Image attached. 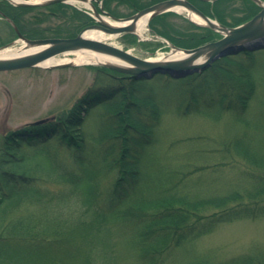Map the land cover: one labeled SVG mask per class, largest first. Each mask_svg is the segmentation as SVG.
<instances>
[{"label": "trees", "instance_id": "obj_1", "mask_svg": "<svg viewBox=\"0 0 264 264\" xmlns=\"http://www.w3.org/2000/svg\"><path fill=\"white\" fill-rule=\"evenodd\" d=\"M62 7L68 6L13 7L0 1V12L28 39H44L51 32L57 37L60 30L37 25L27 32L20 23L22 13L39 10L43 20ZM73 11L67 37L93 22ZM168 15L153 19L150 28L176 46L194 48L213 39L209 29L184 39L162 31L157 20ZM235 59H221L186 78L169 76L170 85L191 89L176 111L186 115L215 106L240 119L248 113L259 91L264 93V68L229 69ZM92 69L98 72L95 86L67 117L0 137V264H264V247L226 261L192 258L182 263L179 257L180 249L220 224L264 217V94L258 120L241 119L239 135L223 142L225 152L240 159L234 161V178L216 186L226 181L220 173L208 188L181 194V183L188 182L189 189L196 182L188 178L190 168H172L173 145L158 149L165 108L157 101L138 103L145 80L105 67ZM99 106L116 110L87 139L79 131L89 111ZM22 199L38 204L10 218Z\"/></svg>", "mask_w": 264, "mask_h": 264}, {"label": "rangeland", "instance_id": "obj_2", "mask_svg": "<svg viewBox=\"0 0 264 264\" xmlns=\"http://www.w3.org/2000/svg\"><path fill=\"white\" fill-rule=\"evenodd\" d=\"M0 1L7 2L16 7L6 0ZM99 1H93V3L102 16L110 17V14L116 18H127L142 9L165 0ZM188 1L192 2L204 14L208 12L209 16L205 15L214 21L229 27H238L247 23L261 10L256 9L254 3L246 0H217L207 2L211 3L210 5H205L206 1L202 0ZM60 4L68 7H62L56 10L55 13L47 12L44 14L43 20L39 18L42 17L39 10L22 13L21 25L24 26L27 32L29 30L33 31L37 25L42 28L60 30L59 36L52 37V34L55 33L51 32L49 33V37L46 38H74L85 28L97 24L94 13L84 3L72 2L71 4ZM101 8L106 13L102 12ZM73 9L88 15L93 19V22L79 30L76 36L67 37L66 35L70 33L69 30L72 28L71 24L73 25V17L76 16ZM8 10L10 13H15L13 9ZM167 14L170 15L162 20H157V26L162 31H167L176 38L184 39V36L187 34L201 35L208 33L205 31L208 28L194 23L195 21H192L193 19L187 11H172ZM253 14L254 16L252 17ZM221 19L223 22L220 21ZM32 21L34 22L32 23ZM160 24L164 25L160 26ZM211 31L214 32V37L209 42L222 38V35L213 30ZM11 43H14V45H10ZM106 43L109 45H112L110 43H114L112 46L128 50L139 58L151 60L167 58L171 52L170 45L173 44L167 38L154 33L149 25L143 39L134 34H122L117 35L116 38ZM22 45V42L18 41V36L13 27L0 16V49L4 47L18 48ZM241 48L244 49L239 51ZM236 50H238L237 52L235 51L236 53L234 52L224 57L235 56L238 58L233 63H230L231 65H228L229 69L238 66L239 68L243 67V71L253 67L261 66L264 68V62H262L264 59V36L238 44ZM75 56V53H68L59 55L56 58L73 59ZM224 58H220L217 61ZM217 61L213 62L211 66ZM66 64L67 66L57 68L31 67L0 72V137L12 130L41 120L49 119V121H52V119L56 120V118L67 117L85 93L95 86L98 72L92 69V67L100 65L74 62ZM245 67L248 69H245ZM141 89L142 95L139 100L137 99L138 103L148 104L149 101H157L162 104L166 111L160 126L158 149L161 150L160 152H164L169 150V147L173 145L174 147L170 153L172 154L170 156L173 163L172 168H181L182 170L190 168L192 170L189 172L188 178H191L196 183L193 187L191 186L187 189L188 182L184 181V185L182 181L179 193L196 192L200 186L206 189L220 173H224L223 179L226 181L218 182L215 184L216 186L221 185V183L230 182L234 178L233 172L236 171L234 170V161L238 162L240 159H234L229 156L225 152L223 142L225 140L229 142L228 140H232L237 134L239 135L243 128L240 122L241 119L258 120L256 118L263 109L260 103L264 93L260 94L259 91L250 111L241 115L240 119L227 111H223L221 107L215 106H200L192 113L186 115L180 114L176 111L178 108L177 103L191 89L186 86L170 85L169 79H164L160 75L151 80H145L141 85ZM115 110L111 106H99L91 109L81 126L80 135L90 139L93 134L100 130L99 124L110 115L109 112ZM261 136L264 139V135ZM110 178L111 176L107 180L110 181ZM223 179H219V181ZM55 185L61 186L60 184ZM36 204L38 203L28 199L20 200L10 218L12 216L19 217V215L34 210ZM258 247H264V217L255 220L245 219L220 224L211 234L200 238L194 244H187L184 248L180 249L179 257H182V263H187L192 258L226 261L251 253ZM132 256L134 254L131 252L129 257L131 258ZM175 256L176 253L168 262H171Z\"/></svg>", "mask_w": 264, "mask_h": 264}, {"label": "water", "instance_id": "obj_3", "mask_svg": "<svg viewBox=\"0 0 264 264\" xmlns=\"http://www.w3.org/2000/svg\"><path fill=\"white\" fill-rule=\"evenodd\" d=\"M9 3L16 7H45L59 3L71 4L72 1L91 4V9L97 19V24L85 28L77 37L74 38H46V39H28L24 37L19 31L15 23L4 16L5 19L13 26L17 35L18 41L24 42L26 46L39 47L40 50L20 57L0 59V72L15 71L31 67H42V63L46 60L57 57L59 55L74 53L77 51H91L96 54L104 55L109 58H115L121 63H98V65L105 68L115 70L124 74L134 76L138 80H151L156 76H171L174 79H182L188 76L202 73L208 69L211 64L220 58L227 57L234 53L238 44L249 42L264 36V1L252 0L262 8L261 12L255 16L251 21L238 26L228 27L223 24L212 20L199 10L194 4L188 0H165L154 4L148 8L138 11L136 14L128 18H116L109 14V16L116 21H131V23L124 27H113L101 21L102 15L96 8L93 1L98 0H23L19 3H14L7 0ZM204 1H217V0H204ZM175 7H183L189 13H195L204 19L206 24H198L222 35V38L217 41L209 42L202 46L193 49H182L171 46L170 55L162 60L142 59L132 54L128 50H124L106 42L92 40L85 37V32L91 29L102 30L108 34L122 35L134 34L136 23L144 15H150L148 23L155 17L164 14L168 11H174ZM102 12L106 13L103 8ZM194 22V21H193ZM196 23V22H195ZM10 45H14L11 43ZM8 45V46H10ZM241 48L239 51L243 50ZM182 53L181 56L175 57L176 53ZM235 52V53H236ZM67 66L55 65L49 68H57ZM49 119L35 122V125H40L47 122Z\"/></svg>", "mask_w": 264, "mask_h": 264}, {"label": "bare ground", "instance_id": "obj_4", "mask_svg": "<svg viewBox=\"0 0 264 264\" xmlns=\"http://www.w3.org/2000/svg\"><path fill=\"white\" fill-rule=\"evenodd\" d=\"M14 3L22 2L23 0H10ZM36 1V0H31ZM264 1V0H263ZM88 8H91V4L87 2L85 4ZM175 10L177 12L185 11L183 7H175ZM191 18L193 21L197 22L198 24H206L203 18H201L199 15L195 13H190ZM150 15H144L142 16L138 22L136 23L135 32L140 38H145L146 32L148 31V20ZM101 21L105 22L106 24L113 26V27H124L131 23V21H116L110 17L102 16L100 18ZM85 37L97 40L101 42H109L110 40H113L116 38L117 35L108 34L102 30L98 29H91L85 32ZM23 45L21 47H5L3 49H0V59H9V58H15L24 56L27 54H32L38 50H40L39 47H28L25 45V43H22ZM114 45V43H110ZM76 54L75 58L73 59H58L56 57L50 58L46 60L44 63H42V67L49 68L53 67L55 65H62L66 63H79V64H98V63H113V64H119L121 63L117 59L109 58L104 55L96 54L91 51H77L74 52ZM182 53L178 52L175 54V57L181 56ZM159 59V58H158ZM154 59V60H158Z\"/></svg>", "mask_w": 264, "mask_h": 264}]
</instances>
